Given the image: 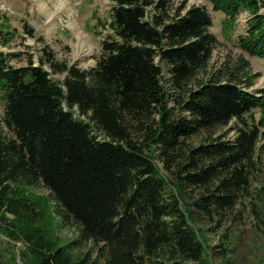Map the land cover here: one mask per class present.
Listing matches in <instances>:
<instances>
[{
	"label": "trees",
	"instance_id": "trees-1",
	"mask_svg": "<svg viewBox=\"0 0 264 264\" xmlns=\"http://www.w3.org/2000/svg\"><path fill=\"white\" fill-rule=\"evenodd\" d=\"M112 1L113 35L91 69L48 50L15 67L1 53L0 229L26 264H209L197 225L218 224L249 192L264 92L249 90L245 61L188 87L218 43L205 7ZM209 1L233 19L250 13L240 45L264 58V0ZM69 225L76 236L63 241L56 227Z\"/></svg>",
	"mask_w": 264,
	"mask_h": 264
},
{
	"label": "rangeland",
	"instance_id": "rangeland-1",
	"mask_svg": "<svg viewBox=\"0 0 264 264\" xmlns=\"http://www.w3.org/2000/svg\"><path fill=\"white\" fill-rule=\"evenodd\" d=\"M169 1L173 6L186 1L187 6L205 7L213 19L210 31L218 40L206 69L189 81L188 87H194L207 75L236 70L245 61V69L252 77L249 90L259 94L264 92V58L249 55L240 45L241 36L247 30L248 11L233 19L214 10L209 0ZM112 5V0H0V56L4 53L9 64L15 67L26 66L30 58L35 65H40L47 59L48 50L54 56L53 62L91 69L103 52V40L113 35L108 26ZM25 26L33 29L34 36ZM43 67L52 79L64 78V74L53 71L50 62L43 63ZM1 97L0 92V129L8 134L3 122L4 102ZM251 115L248 117L259 120L262 111L256 110ZM228 129L219 128L222 133ZM233 136L234 131L229 132L228 137ZM258 146L259 170L252 176L249 192L218 224L212 221L197 225L209 264H264L263 140ZM27 190L31 195H47L42 187ZM56 232L63 241L76 236L70 225L68 228L57 226ZM24 248L22 242L14 241L0 229L1 264H12L11 253L16 264H26L22 257Z\"/></svg>",
	"mask_w": 264,
	"mask_h": 264
}]
</instances>
